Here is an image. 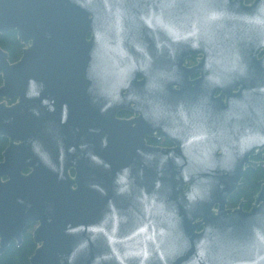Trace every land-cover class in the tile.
I'll return each instance as SVG.
<instances>
[{
  "label": "water",
  "instance_id": "water-1",
  "mask_svg": "<svg viewBox=\"0 0 264 264\" xmlns=\"http://www.w3.org/2000/svg\"><path fill=\"white\" fill-rule=\"evenodd\" d=\"M9 31L0 254L32 224L30 264H264V181L228 205L264 166V0H0Z\"/></svg>",
  "mask_w": 264,
  "mask_h": 264
},
{
  "label": "trees",
  "instance_id": "trees-1",
  "mask_svg": "<svg viewBox=\"0 0 264 264\" xmlns=\"http://www.w3.org/2000/svg\"><path fill=\"white\" fill-rule=\"evenodd\" d=\"M0 47L9 54V60L11 62H16L22 56L24 45L19 41L15 31H9L4 34L0 33ZM2 84L3 80L0 75V86ZM8 143L9 140L6 137L0 136V161L3 159V153L8 146ZM162 143L168 144L169 141L163 140ZM263 174L264 171L262 168H248L241 186L230 196L229 206H237L242 199L245 200L247 206H250L254 200V196L260 191V181ZM34 228L35 225L31 224L24 230L23 242L21 245H18L15 241L11 242L7 249L0 254V264H30V258L37 248L33 239Z\"/></svg>",
  "mask_w": 264,
  "mask_h": 264
},
{
  "label": "flooded vegetation",
  "instance_id": "flooded-vegetation-1",
  "mask_svg": "<svg viewBox=\"0 0 264 264\" xmlns=\"http://www.w3.org/2000/svg\"><path fill=\"white\" fill-rule=\"evenodd\" d=\"M253 2V0H251V1H247L246 0V3H248V4H250V3H252ZM202 58V56H200V55H195V56H192V57H190L188 60H187V62H186V66L188 67V68H193V67H195V66H197L198 64H199V62H200V59ZM197 78H199V75L198 74H194V75H192L191 76V80H195V79H197ZM10 104H11V102H9ZM136 116H138V115H135L134 113H132L131 111H129V110H127V109H122V110H120L118 113H117V117L118 118H120V119H131V118H134V117H136ZM163 140H168V139H159V138H155V137H153V138H149L148 139V143L150 144V145H152V146H161V147H173L174 145H173V143H171L169 140V143L168 144H163L162 143V141ZM9 144V143H8ZM3 160V159H2ZM1 160V161H2ZM252 160L254 161V162H257V163H260L257 167H254V166H248V168H253V169H258V168H262L263 169V171H264V166L261 164L262 163V161H263V152H258L254 157H252ZM0 161V162H1ZM248 168H247V170H248ZM246 170V171H247ZM246 173V172H245ZM244 178V177H243ZM264 181V174H263V177H262V179H261V181H260V183L262 184V182ZM255 197V196H254ZM244 204L243 205V208L245 209V210H249L250 209V207L252 206V204L254 203V200H253V202L250 204V206H247L246 205V202H245V200L244 199H242L241 200V202L240 203H238L237 204V206H235V207H231V206H229L230 208H236V207H238L240 204ZM229 205V204H228ZM35 227H36V225H35ZM34 230H35V228H34ZM34 230H33V232H34ZM23 234H24V231H23ZM23 234H22V239H23ZM15 242H17V241H15ZM18 243V242H17ZM19 245V244H18ZM21 245V244H20Z\"/></svg>",
  "mask_w": 264,
  "mask_h": 264
}]
</instances>
